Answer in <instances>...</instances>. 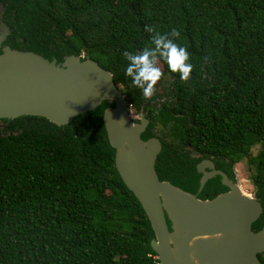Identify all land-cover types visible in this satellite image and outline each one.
I'll list each match as a JSON object with an SVG mask.
<instances>
[{
	"label": "trees",
	"instance_id": "trees-1",
	"mask_svg": "<svg viewBox=\"0 0 264 264\" xmlns=\"http://www.w3.org/2000/svg\"><path fill=\"white\" fill-rule=\"evenodd\" d=\"M9 44L63 61L85 55L114 74L144 138L163 144L158 174L196 192L197 165L246 163L264 208V0H4ZM178 28L194 65L164 73L145 98L124 74V51ZM59 127L46 118L0 120V264H159L154 232L123 182L101 114ZM258 148L257 154L254 149ZM211 181L202 197L221 192ZM264 227V212L254 225ZM264 264V254L260 256Z\"/></svg>",
	"mask_w": 264,
	"mask_h": 264
},
{
	"label": "water",
	"instance_id": "water-1",
	"mask_svg": "<svg viewBox=\"0 0 264 264\" xmlns=\"http://www.w3.org/2000/svg\"><path fill=\"white\" fill-rule=\"evenodd\" d=\"M0 11V120L46 118L64 127L80 115L101 114L116 166L150 220L152 249L159 264H263L264 227L254 230L264 208L240 185L215 170L213 160L197 165L196 192L161 180L157 163L163 150L159 137L144 138L151 120L143 111L132 118L127 96L114 74L85 55L45 57L14 48L12 30ZM221 179L230 190L203 198L207 185Z\"/></svg>",
	"mask_w": 264,
	"mask_h": 264
},
{
	"label": "clouds",
	"instance_id": "clouds-1",
	"mask_svg": "<svg viewBox=\"0 0 264 264\" xmlns=\"http://www.w3.org/2000/svg\"><path fill=\"white\" fill-rule=\"evenodd\" d=\"M144 30L151 35L150 45L142 51L123 52L127 62L124 74L131 79L133 87L139 89L145 98L151 99L155 95L157 83L164 75L160 62L166 64L171 73H178L184 81L190 78L194 65L188 49L177 43L181 39L178 28L161 33L155 27L145 25Z\"/></svg>",
	"mask_w": 264,
	"mask_h": 264
},
{
	"label": "rangeland",
	"instance_id": "rangeland-1",
	"mask_svg": "<svg viewBox=\"0 0 264 264\" xmlns=\"http://www.w3.org/2000/svg\"><path fill=\"white\" fill-rule=\"evenodd\" d=\"M86 57V56H85ZM132 118L138 122L139 115L135 110H132ZM2 123H0V128H2ZM258 148L254 149V153L257 154ZM236 173V179H237V184L240 185L241 189L243 192L247 195L255 197V192H254V187L250 181L249 177V171L247 169V164L246 163H240L236 165L235 169Z\"/></svg>",
	"mask_w": 264,
	"mask_h": 264
},
{
	"label": "flooded vegetation",
	"instance_id": "flooded-vegetation-1",
	"mask_svg": "<svg viewBox=\"0 0 264 264\" xmlns=\"http://www.w3.org/2000/svg\"><path fill=\"white\" fill-rule=\"evenodd\" d=\"M2 2L4 3V0H0V11H1V3H2ZM5 19H6V17H5ZM205 160H206V159H205ZM208 160H209V159H208ZM211 160H212V159H211ZM213 161H214V160H213ZM214 164H215V165H214L215 170L224 172V173L228 176L229 180H230L232 183H234V184L237 183L236 173H235V169H236V165H237V164L232 165V164H230V163L227 161V162H226V166H224L225 169L219 167L215 161H214ZM218 181L221 182V179L219 178ZM219 182H216V180H215V182H213V183H214V184H218ZM224 186H225V185H224ZM224 186H221V188H223V189H221V192H220V193H224V192H227V191L230 190L228 187H224ZM220 193L215 192L214 195H215V194H220Z\"/></svg>",
	"mask_w": 264,
	"mask_h": 264
},
{
	"label": "built area",
	"instance_id": "built-area-1",
	"mask_svg": "<svg viewBox=\"0 0 264 264\" xmlns=\"http://www.w3.org/2000/svg\"><path fill=\"white\" fill-rule=\"evenodd\" d=\"M130 107H131V109H133V106L132 105H130ZM133 113V112H132ZM133 115V114H132Z\"/></svg>",
	"mask_w": 264,
	"mask_h": 264
}]
</instances>
